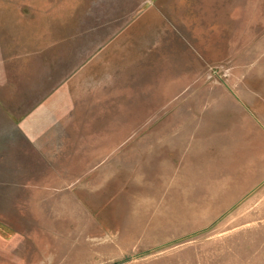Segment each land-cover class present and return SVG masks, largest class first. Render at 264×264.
Listing matches in <instances>:
<instances>
[{
	"label": "rangeland",
	"instance_id": "374dc122",
	"mask_svg": "<svg viewBox=\"0 0 264 264\" xmlns=\"http://www.w3.org/2000/svg\"><path fill=\"white\" fill-rule=\"evenodd\" d=\"M141 1L0 0L1 125L93 84L69 127L90 154L47 168L44 206H0V264H264V0L205 5L187 29L183 8ZM150 10L165 21L142 34ZM136 58L171 70L154 106L172 110L116 98L109 76Z\"/></svg>",
	"mask_w": 264,
	"mask_h": 264
},
{
	"label": "crops",
	"instance_id": "0c3cea01",
	"mask_svg": "<svg viewBox=\"0 0 264 264\" xmlns=\"http://www.w3.org/2000/svg\"><path fill=\"white\" fill-rule=\"evenodd\" d=\"M139 1L141 0H137L136 5L140 4ZM168 1L169 4L165 0L162 2L158 0L156 5H163L164 8L161 7L160 9L165 10L167 4L168 11L175 9V5L179 8L181 7V9L183 8L179 13L180 18L178 22L181 25L184 24V29L188 28L186 24L193 16V11L198 10V8L201 10L205 5L207 7H213L216 2L217 6L219 5V0H206L204 3L203 0ZM141 2L143 4L147 3L146 0H142ZM170 12L175 13L176 11L171 10ZM134 13L135 9L130 12L124 11V14ZM155 14V10L153 12L150 10L143 15H139V17L133 21L134 23L136 22L135 25L138 24V31L144 34V32L146 33L147 31L153 30L154 27H152V24L155 22V17H152V15ZM131 19L132 18H130V20ZM158 21L164 22L165 17L156 20V22ZM133 29H136V26H134ZM168 32V37H171V32ZM157 38L158 39H155L156 42L152 45H160L161 43L164 44L172 40L169 38L164 40L158 36ZM140 52L147 54L149 50H141ZM121 63L123 65L117 66L118 70L116 69L117 71L109 76L110 86L115 89L114 94L117 95V99H122L124 93L128 94V91L132 90L130 96L131 99L136 102L135 104L141 101H148L149 106L146 105V107H143V110H172L173 99L170 98L168 101L164 102L161 108H155L154 106V96L157 94H172V87L168 84L167 87H164L161 91L162 85L166 83V80L169 78L171 80L173 78V76H171V70L167 69L168 71H166L162 69L164 73L158 74L145 72L148 74L146 75L135 68L137 64H139L137 58L127 61L126 63L125 61ZM72 84L73 82L70 80L68 86L71 87ZM91 85L93 84L89 83L87 86H84L81 93H76V91L71 93L70 87H59V89L49 92L45 97L36 101L28 112L20 116L14 126L10 124L6 125L5 123H3V125L0 124V192L3 191L0 193L3 196L2 199H0L1 207H16L18 205H24L25 207L44 206L42 192L45 189L44 178L47 168H52L53 166H58L57 168H59L58 160L63 161V165H67L69 160L79 152L87 151L90 154L91 147L89 144L93 142V140L90 141L91 138L88 137L87 141L89 142H87L86 148L84 145H81L80 141L82 140L84 142L86 139L81 137L77 140V138L71 136L69 127L72 126L71 117L74 115L73 109L76 105H82L87 101L85 91L91 89ZM135 88H137V90H135ZM179 91L180 92L176 95L189 94L190 92L187 88L184 90L181 88ZM192 92H190V94H192ZM197 93L198 92H195V94ZM143 96H147L148 98H144ZM117 103L118 102H116V104ZM122 104H124V99L118 106ZM135 107L136 105H133L131 109ZM115 109L117 110L118 108L116 107ZM120 109H122V107ZM135 110H139V107L135 108ZM153 121L152 119H148L146 124L148 126H155L156 124H152L155 123ZM140 125V122L137 120L126 123L123 126L138 127ZM15 182L20 184L19 188H16V184L13 185ZM15 189L19 192L16 191V194L13 195ZM22 197H27L29 200L22 204L16 203V201H20Z\"/></svg>",
	"mask_w": 264,
	"mask_h": 264
}]
</instances>
